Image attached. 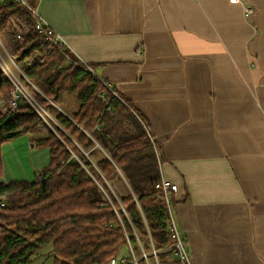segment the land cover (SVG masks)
Returning a JSON list of instances; mask_svg holds the SVG:
<instances>
[{"label": "crops", "instance_id": "1", "mask_svg": "<svg viewBox=\"0 0 264 264\" xmlns=\"http://www.w3.org/2000/svg\"><path fill=\"white\" fill-rule=\"evenodd\" d=\"M26 2L144 115L192 264H264V0Z\"/></svg>", "mask_w": 264, "mask_h": 264}, {"label": "trees", "instance_id": "2", "mask_svg": "<svg viewBox=\"0 0 264 264\" xmlns=\"http://www.w3.org/2000/svg\"><path fill=\"white\" fill-rule=\"evenodd\" d=\"M0 36L54 120L44 122L28 104L0 111V264H32L46 249L52 264H110L132 252L145 261L143 252L155 259L154 250L159 264H180L169 251L170 218L158 198L159 161L144 115L71 63V52L50 46L19 0H0ZM12 90L0 69V101ZM25 134L49 149L50 163L34 182L5 183L2 147Z\"/></svg>", "mask_w": 264, "mask_h": 264}, {"label": "built area", "instance_id": "3", "mask_svg": "<svg viewBox=\"0 0 264 264\" xmlns=\"http://www.w3.org/2000/svg\"><path fill=\"white\" fill-rule=\"evenodd\" d=\"M24 5L28 7V9L33 13V16L36 21V29L37 32L43 36V39L50 45L56 48H59L60 51L66 50V46L62 37L56 33L54 29L50 26L46 25L44 19L42 18L41 14L38 13L37 9L30 6L26 0H19ZM231 3H238L240 0H229ZM245 13L248 15L254 12V8L249 5H245L244 7ZM16 31V40L19 42L24 41L23 34L15 26ZM4 38L0 36V69L3 71L4 75L7 77L9 82L13 85V90L11 92V100L10 105L4 110L5 112L8 111H16L20 109L23 105L28 104L32 107L40 117L44 119V122L50 123L49 120L54 121L48 111L43 108L36 100L35 94L29 87H32L35 92H39L38 88L33 85L26 75V70L22 68L12 57L8 45L4 43ZM6 41V40H5ZM71 63L75 65H82L84 66L94 77L100 79V81L104 84L106 88L113 91L111 83L103 79L102 77L98 76L96 73V69H94L91 64L82 61L78 58H73ZM115 97L119 98L117 93H114ZM102 96H104L102 94ZM151 142L156 146L155 140L151 135ZM158 157L160 155L157 153ZM158 158L159 168H160V181L156 185L159 195L158 198L164 202L168 209V214L170 218V237L173 240V246L169 249L171 250V255L173 254L175 259L179 261L180 264H192L190 255L186 249L185 242H184V235L179 230L175 217H174V202L175 196L180 191V185L176 182H173L167 179L162 170V163L161 159ZM151 255L157 260V251H153ZM173 257V256H172ZM142 258L148 263L149 256L145 251L143 252ZM158 261V260H157ZM140 258L136 257L135 254L132 252L131 258L126 257H117L111 260L110 264H139Z\"/></svg>", "mask_w": 264, "mask_h": 264}, {"label": "rangeland", "instance_id": "4", "mask_svg": "<svg viewBox=\"0 0 264 264\" xmlns=\"http://www.w3.org/2000/svg\"><path fill=\"white\" fill-rule=\"evenodd\" d=\"M3 40H4V43L7 44L5 39H3ZM67 65H69V64H66L65 66H67ZM10 100L8 99V101H6L7 103L2 102V100L0 101V111H3V113L5 112L4 110L10 105ZM71 102L72 101L70 99V103ZM72 108L76 109V105L73 102L71 104V109ZM48 124H53V123H48ZM33 139H34L33 135L25 134V135H22L20 137H17V139L15 138L14 140L9 142V145H14L15 149L20 154V159L15 158V159H13V162L9 164L16 170V174H13L12 178H16L20 182L27 179V177L32 179L29 182H34L36 175L41 173V170H42L41 166L32 165V163H31V160L35 159V154L38 155V159H36V161L37 160L45 161V163H46L50 160V151L48 148L45 149V148H37L36 147L33 151L35 154H32V156H30L28 154L27 157L25 156L24 153H22L24 151L26 152V150L29 151V144H34L32 141ZM9 145H8V147H9ZM2 152H3V147H2ZM155 153H156V156L158 159L159 157H158L157 153L158 154H160V153H159L157 147L155 149ZM30 168H32V170ZM38 168H39V170H38ZM25 176H27V177H25ZM184 242H185V246L187 249L185 239H184ZM49 251L50 250H47V249L43 250V252L39 256H37V258H34L32 264H52V262H53L52 257L53 256L51 254H49ZM124 255H125V253H124ZM189 255H190V253H189ZM172 256H173V258H175L173 254H172ZM190 258H191V256H190ZM149 261H150V263L149 262L147 263L146 261H140L139 264H155L154 260L152 258H150Z\"/></svg>", "mask_w": 264, "mask_h": 264}]
</instances>
